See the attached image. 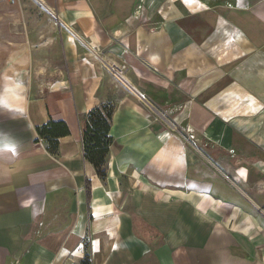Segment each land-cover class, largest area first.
Wrapping results in <instances>:
<instances>
[{"label": "crops", "instance_id": "1", "mask_svg": "<svg viewBox=\"0 0 264 264\" xmlns=\"http://www.w3.org/2000/svg\"><path fill=\"white\" fill-rule=\"evenodd\" d=\"M253 94L264 0H0V264H264ZM104 105L101 178L83 133Z\"/></svg>", "mask_w": 264, "mask_h": 264}, {"label": "trees", "instance_id": "2", "mask_svg": "<svg viewBox=\"0 0 264 264\" xmlns=\"http://www.w3.org/2000/svg\"><path fill=\"white\" fill-rule=\"evenodd\" d=\"M113 107L104 105L95 107L86 114L87 129L83 133L84 153L92 162L101 178H105L108 171V155L113 143L111 118ZM39 137L47 141L50 151L59 148V138L70 133L64 121L51 120L38 127Z\"/></svg>", "mask_w": 264, "mask_h": 264}, {"label": "rangeland", "instance_id": "3", "mask_svg": "<svg viewBox=\"0 0 264 264\" xmlns=\"http://www.w3.org/2000/svg\"><path fill=\"white\" fill-rule=\"evenodd\" d=\"M253 99H254V101H257V102H259V103H263V107H264V98H262V95H260V94H253ZM242 111H243V110H242ZM252 115H253V117H254L255 119H258L257 121L260 122V120H261V118H260L261 111H260V110H254V113H253ZM256 117H258V118H256ZM259 122H257V123L259 124ZM255 128H257L258 131L260 130V126H259V125H257ZM180 131H181L185 136H188L187 132H186L184 129H180ZM188 144H189V146H191L190 143H188ZM255 159H256V158H255Z\"/></svg>", "mask_w": 264, "mask_h": 264}, {"label": "water", "instance_id": "4", "mask_svg": "<svg viewBox=\"0 0 264 264\" xmlns=\"http://www.w3.org/2000/svg\"><path fill=\"white\" fill-rule=\"evenodd\" d=\"M137 92V91H136ZM158 111V110H157ZM159 112V111H158Z\"/></svg>", "mask_w": 264, "mask_h": 264}, {"label": "built area", "instance_id": "5", "mask_svg": "<svg viewBox=\"0 0 264 264\" xmlns=\"http://www.w3.org/2000/svg\"><path fill=\"white\" fill-rule=\"evenodd\" d=\"M118 77V76H117Z\"/></svg>", "mask_w": 264, "mask_h": 264}]
</instances>
